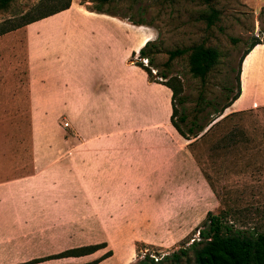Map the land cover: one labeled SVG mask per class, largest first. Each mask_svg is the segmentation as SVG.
I'll list each match as a JSON object with an SVG mask.
<instances>
[{"label":"rangeland","instance_id":"374dc122","mask_svg":"<svg viewBox=\"0 0 264 264\" xmlns=\"http://www.w3.org/2000/svg\"><path fill=\"white\" fill-rule=\"evenodd\" d=\"M66 1L11 0L0 10V29L18 24L0 34V181L30 174L34 166L33 147L52 141L51 135L38 134L35 121L33 130L30 129L31 106L35 108V104L30 101L33 89L29 85L28 68L38 59L52 56L42 51L51 41L59 43L61 29L57 23L65 20L69 13L62 10L44 18H39L40 15ZM72 1L91 8L96 0H70V4ZM213 5L219 11V18L211 26L200 17L199 12L204 7L201 0L110 1L103 5L104 10L151 24L143 26L150 33L140 39L138 46L142 47L151 39L147 52L153 58L152 64L144 65L136 58L138 55L133 59L149 68L153 75L166 73L167 79L174 80L179 88L174 120L187 135L189 127L196 130L205 121L221 119L212 129L208 130L207 126L200 132L194 144L188 145L193 139H186L189 151L212 184L213 188L208 183L206 186L209 198L205 193L204 202L197 206L195 199L185 202L193 207V214L187 217L171 214L180 208L174 200L151 206L147 200L140 201L141 214L134 217L116 214L119 200L107 202V216L29 215L27 261L101 242L106 246L91 254L36 264H87L108 251L112 253L110 258L95 264H134L144 251L160 258L198 239L196 227L208 211L222 213L225 222L244 231L264 228V112L261 111L264 106V45L256 44L242 59L252 42L264 40V0H213ZM31 19L37 20L23 24ZM34 31H44L46 35L37 36ZM196 45L213 47L218 52L216 64L204 79L190 72L189 53ZM182 50L170 57L171 52ZM241 60V93L230 108L237 110L225 108L217 114L216 109L225 105L235 92ZM239 111L250 112L229 115ZM226 115L229 116L223 118ZM223 137L225 142H221ZM176 186L177 189L181 187L169 185L168 191L172 192ZM91 202L93 208L99 204V201ZM176 220L178 224L173 227L178 230H175L176 237L186 230L189 232L177 242H167L173 231L171 221ZM125 224L129 225L130 235L124 230ZM137 236L157 237L162 244L136 241V254L121 262L119 244L126 237H130L131 243V237ZM189 257V260L182 258L181 264H195L191 251Z\"/></svg>","mask_w":264,"mask_h":264},{"label":"crops","instance_id":"0c3cea01","mask_svg":"<svg viewBox=\"0 0 264 264\" xmlns=\"http://www.w3.org/2000/svg\"><path fill=\"white\" fill-rule=\"evenodd\" d=\"M63 11L69 14L57 23L59 43L42 51L52 56L28 68L30 129L35 121L38 134L52 141L33 147L30 174L0 181V264L27 261L29 215L107 216V202L119 200L116 214L134 217L140 201L174 200L180 208L171 214L187 217L193 207L185 202L195 199L197 206L205 193L209 198L188 141L171 123L170 88L130 61L150 30L74 1ZM169 185L181 187L169 192ZM171 224L167 242L189 232L176 237L178 220ZM128 239L119 244L121 262L136 254V241L162 244L157 237Z\"/></svg>","mask_w":264,"mask_h":264},{"label":"trees","instance_id":"16d2710c","mask_svg":"<svg viewBox=\"0 0 264 264\" xmlns=\"http://www.w3.org/2000/svg\"><path fill=\"white\" fill-rule=\"evenodd\" d=\"M11 0H0V10L5 8ZM94 0H91L93 2ZM110 1H130V2H141L143 0H96L93 3L91 8L87 7L86 9L91 12L96 13H104L111 16H117L121 19H127L129 22L135 25H143L150 27L151 24L146 23L142 19H131L126 15H118L110 10H104L103 5ZM162 2H174L176 0H157ZM204 7L200 10V17L205 21L207 26H211L218 18L219 11L214 7L213 0H201ZM70 0H67L63 5L40 15L39 18L47 17L51 14L57 13L59 11L65 10L69 8ZM37 19H31L29 21L24 22L23 24H28ZM18 27V24H12L11 27H1L0 34L9 31L10 29H14ZM264 44V40H255L251 43V45L246 49L243 54L244 56L252 49L256 44ZM151 44V40L145 42V44L140 47L138 56L145 57L148 59L149 64H152L153 58L147 52L149 45ZM176 52L182 51H173L170 53V57H173ZM135 54L133 53L130 61L134 62L136 65L142 67L148 74L149 80L160 82L170 88L172 92L171 97V123L177 132L187 140H192L188 145L194 144L196 142L197 137L200 132H202L207 126L209 129H212L216 125L220 123V120L211 119L210 121H205L202 125H199L196 130H193L189 127V134L187 135L175 122L174 117L177 113V96L179 93L178 86L174 83V80L167 79L166 73L157 72L153 75L149 68L134 61L133 57ZM218 59V52L213 47H204L203 45H196L192 48L189 53V67L190 72L195 77H200L204 79L208 72L212 69V67L216 64ZM241 63L239 69L236 74V87L234 94L228 99L225 105H223L220 109H216V113L220 114L225 108L229 107L233 101H235L240 93V70ZM155 77L165 78L164 81H158ZM261 111L264 112V106L261 108ZM250 111H239L232 112L229 115L234 114H246ZM223 118H226L227 116ZM182 120H185V117H182ZM207 130V131H208ZM221 142L224 141V137L221 138ZM196 160V159H195ZM198 162V161H196ZM200 168V167H199ZM201 169V168H200ZM203 173L204 178L211 188L212 184L210 183L208 176L206 173ZM198 230V239H193L187 246H181L177 250L172 251L166 255H162L160 258H157L156 255L151 254L149 251H144L142 256L134 263V264H181V259L189 260V251L192 252V256L195 264H264V228L257 231H244L242 229L235 228L232 224H229L224 221V215L222 213H213L212 211H208L204 219L199 223L196 227ZM106 243H96L89 245H82L78 247H72L68 249H64L57 253L49 254L44 257L33 258L28 261L18 263V264H36L38 262H42L45 260L57 259V258H67V257H78L84 256L87 254H91L101 248H104ZM112 253L108 251L100 256L98 259L92 261L87 264H95L99 260L105 259L110 256ZM155 258H157L155 260Z\"/></svg>","mask_w":264,"mask_h":264},{"label":"built area","instance_id":"2783aa9c","mask_svg":"<svg viewBox=\"0 0 264 264\" xmlns=\"http://www.w3.org/2000/svg\"><path fill=\"white\" fill-rule=\"evenodd\" d=\"M136 58L139 60V61H141V62H143L144 63V65H147V63H148V59L147 58H145V57H138V56H136ZM153 71V70H152ZM154 72V71H153ZM68 123H65V126L67 125ZM157 258H155V260H156Z\"/></svg>","mask_w":264,"mask_h":264}]
</instances>
